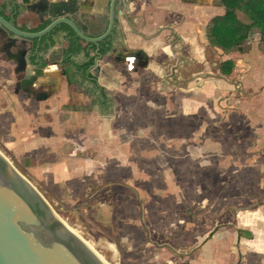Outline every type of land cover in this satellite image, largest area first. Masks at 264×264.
Returning a JSON list of instances; mask_svg holds the SVG:
<instances>
[{
    "label": "crops",
    "instance_id": "crops-1",
    "mask_svg": "<svg viewBox=\"0 0 264 264\" xmlns=\"http://www.w3.org/2000/svg\"><path fill=\"white\" fill-rule=\"evenodd\" d=\"M33 1L37 0H29ZM46 1L64 7L65 16L89 35L99 36L108 27L110 0ZM0 11L23 32L36 33L43 23L53 20L49 14L41 17L28 12L22 0H0ZM224 12L220 0H115L114 22L104 40L110 50L95 61L108 76H95V64L89 76L79 69L95 56L96 50L88 47L95 44L79 41L81 49L72 57L73 65H64L63 52L68 46L65 30L55 31L52 44L30 40L18 42V49L8 51L2 49L4 37L0 34V96L15 105L12 110L21 146L28 148L31 156L54 151L48 155L55 157L54 162H64L56 171L66 173L68 179H100L114 173L115 178L157 177L163 188H180L186 178L188 185H197L198 178L193 181L191 176L224 163L223 173L229 169L226 174L244 180L254 171L259 175H255L257 185L264 187V53L258 34L256 42L246 49L250 35L243 52H223L208 44L206 25ZM18 50L24 52L26 61L22 70L16 69L17 57L11 56ZM212 55L217 60L211 64L208 59ZM187 59L207 68L211 77L204 80L198 75L195 83L184 89L182 74L174 72L177 64ZM226 61L233 62L229 75L220 72L221 63ZM226 78L238 80L242 91H236L240 94L237 114L254 132V142L252 150L249 144L244 145L243 155L233 159L235 155L229 152L221 160L217 156L222 157L227 143L230 151L231 142L223 140L221 146L220 140H188L183 132L198 131L194 123L201 112L214 113L204 110L200 98L215 97L220 91L235 92ZM72 139L85 154L94 152L95 157L76 154L74 159L65 160L63 157L72 155L65 148ZM146 168L153 172L149 177L143 176ZM174 168L179 173L174 175ZM236 234L239 244L252 235L246 225L236 228Z\"/></svg>",
    "mask_w": 264,
    "mask_h": 264
},
{
    "label": "rangeland",
    "instance_id": "rangeland-1",
    "mask_svg": "<svg viewBox=\"0 0 264 264\" xmlns=\"http://www.w3.org/2000/svg\"><path fill=\"white\" fill-rule=\"evenodd\" d=\"M256 34H250V44L244 48L256 42ZM214 56L208 59L211 64L217 60ZM191 62L188 59L179 62L174 72L182 74L184 89L194 84L198 75L204 80L211 77L207 68ZM210 67L214 73L215 67ZM226 79L235 92L220 91L215 97L200 98L204 110L209 108L214 113L201 112L194 123L198 131L183 132L188 140H220L221 146L223 140L231 142L230 151L229 143H224L222 157L217 156L221 160L229 152L235 155L233 159L243 155L244 145L249 144L252 150L254 142V132L237 114L240 94L236 91H242L238 80ZM13 106L11 100L0 96V151L57 215L94 244L104 264H264V187L257 185L259 180L254 171L242 180L232 173L226 174L229 169L223 173L226 165L217 163L211 168L214 170L191 176L193 181L198 178L197 185H188L190 180L186 178L180 188H163L164 183L157 177L115 178L114 173L100 179L89 176L68 179L66 173L56 171L65 164L54 162L55 157L48 155L54 151L31 156L28 148L21 146ZM65 148L72 153L63 157L65 160L74 159L76 154L95 157L94 152L85 154L76 139ZM176 168L174 175L179 173ZM150 170H143V176L153 174ZM175 178L179 179V175ZM258 202L262 205L257 206ZM245 225L251 231V239L243 238L239 244L236 228Z\"/></svg>",
    "mask_w": 264,
    "mask_h": 264
},
{
    "label": "water",
    "instance_id": "water-1",
    "mask_svg": "<svg viewBox=\"0 0 264 264\" xmlns=\"http://www.w3.org/2000/svg\"><path fill=\"white\" fill-rule=\"evenodd\" d=\"M115 0H110L109 23L106 31L92 36L64 14L65 8L51 6L46 0H37L24 5L28 12L41 17L51 15L53 20L36 33L23 32L0 16V34L4 37V49H18V42L41 40L56 27H70L81 41L98 45L110 33L114 22ZM9 55L10 53L7 52ZM12 57L22 70L26 65L24 52L18 50ZM19 56V57H18ZM96 75L107 72L96 64ZM0 264H98L82 245L54 220L48 209L10 168L0 159Z\"/></svg>",
    "mask_w": 264,
    "mask_h": 264
},
{
    "label": "trees",
    "instance_id": "trees-1",
    "mask_svg": "<svg viewBox=\"0 0 264 264\" xmlns=\"http://www.w3.org/2000/svg\"><path fill=\"white\" fill-rule=\"evenodd\" d=\"M23 4H28L29 0H22ZM220 5L224 7L225 12L222 16L213 17L206 25L205 34L208 44L211 47L218 48L223 52L239 51L243 52V45L250 34L257 32L260 36L259 46L264 53V0H220ZM18 7L14 11L17 14ZM0 16L9 21L0 11ZM50 21H46L39 27V30L45 28ZM65 30L68 33V46L63 52L64 65H73L72 57L76 55L81 46V41L67 25L56 27L50 34L43 37L41 42L48 41L52 44L51 36L58 30ZM91 50H96L95 56L88 59L86 63L79 67L83 73L89 76V70L95 64L98 57L104 56L110 46L106 41L99 45H89ZM233 69V62L226 61L221 63L220 72L223 75H229Z\"/></svg>",
    "mask_w": 264,
    "mask_h": 264
},
{
    "label": "bare ground",
    "instance_id": "bare-ground-1",
    "mask_svg": "<svg viewBox=\"0 0 264 264\" xmlns=\"http://www.w3.org/2000/svg\"><path fill=\"white\" fill-rule=\"evenodd\" d=\"M0 159L10 168V170L22 181L24 184L34 193L36 197L42 202V204L48 209L52 217L56 222H58L61 227L69 233L73 238H75L82 247L97 261L98 264H104L101 260L100 255L98 254L94 244L90 241H87L82 237L81 233L70 226L64 219H62L59 215H57L52 208L48 205V203L42 198L37 189L24 177L10 162V160L0 151Z\"/></svg>",
    "mask_w": 264,
    "mask_h": 264
},
{
    "label": "flooded vegetation",
    "instance_id": "flooded-vegetation-1",
    "mask_svg": "<svg viewBox=\"0 0 264 264\" xmlns=\"http://www.w3.org/2000/svg\"><path fill=\"white\" fill-rule=\"evenodd\" d=\"M2 49H4V47H2ZM17 65H18V66H17L16 69L18 70V69H20V68H19V64H18V63H17ZM30 84H32L31 80H30Z\"/></svg>",
    "mask_w": 264,
    "mask_h": 264
}]
</instances>
